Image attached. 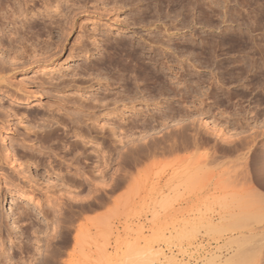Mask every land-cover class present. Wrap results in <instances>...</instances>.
Listing matches in <instances>:
<instances>
[{
	"label": "rangeland",
	"instance_id": "1",
	"mask_svg": "<svg viewBox=\"0 0 264 264\" xmlns=\"http://www.w3.org/2000/svg\"><path fill=\"white\" fill-rule=\"evenodd\" d=\"M223 1L0 0V236L3 255H13L15 263L9 264H38L44 256L40 251L53 252L56 197L72 205L61 210L63 226L57 228L70 230L69 241L59 244L63 264H122L133 248L117 247L121 241L139 242L137 252L152 264H206L218 245L203 225L206 208L218 193L215 183L222 184L219 177L228 170L231 177L245 171L243 152L223 156L226 143L218 140L223 158L206 153L216 159H207L213 174L204 171L211 177L206 175L195 192L176 185L172 175L190 157L199 162L203 152L216 151L211 146L217 136L234 133L245 140L256 134L255 151L247 154L253 156L249 168L255 173L253 165L264 164V0ZM235 37L239 46L223 44L224 38ZM125 51L139 57L160 82L146 84L133 72L123 73L115 61L109 63V57L117 60ZM98 100L107 105L91 111L98 127L85 150L89 158L79 155L82 143L78 153H68V141L53 134L79 141L66 112ZM179 110L189 112V128H200L210 147L168 153L161 151L160 134L140 139L142 125L157 126L164 114ZM101 130H112L110 140ZM36 132L52 134L43 151ZM122 136L128 149L142 148L136 166L129 167L132 178L104 204L79 210L73 195L82 187L73 167L95 182L111 183L117 156L112 148L120 149ZM169 187H178L175 195L181 197H173L177 190ZM100 190L94 194L102 195ZM28 192L33 200L23 197Z\"/></svg>",
	"mask_w": 264,
	"mask_h": 264
},
{
	"label": "bare ground",
	"instance_id": "2",
	"mask_svg": "<svg viewBox=\"0 0 264 264\" xmlns=\"http://www.w3.org/2000/svg\"><path fill=\"white\" fill-rule=\"evenodd\" d=\"M196 1L198 2V0H196ZM225 1H223V3ZM224 7H225V5H224ZM224 14H225V16L228 14L226 9H225ZM230 40H231V43H230ZM240 41L241 40H239V38L237 39L236 37L233 39L232 38L231 39L230 38L229 39L224 38L223 44L224 45L228 44L229 46L230 45L239 46ZM109 58H110L109 63H113V61H115V63H116L115 66L117 68H119L123 73L133 72L137 79H141V80L145 81L146 84H152L153 85V84L160 82L159 81V75H157L156 73H152L151 71L147 70V68L144 66L145 63L142 62L139 57L135 56L134 54H132L130 52L125 51L124 53H121V58H119L117 60L114 56H111ZM3 66H4L3 62H1V59H0V69H3ZM123 80L125 81V79H123ZM181 96H183V95H181ZM183 98H184V96H183ZM97 102L98 103H95V104L94 103L93 104L92 103L85 104L83 102V104L78 105L77 110L72 111V112H68V111L66 112L67 113L66 115L70 117V120L72 122H74L75 126L77 127V129L73 130L72 135L79 138L80 142L77 140H72V141L70 140L69 141V139L66 138L67 133L58 134L57 132H55L56 135L53 134L54 138H56L58 140L65 138L68 141V145H69V149H68L69 151H67L68 153L72 152L73 150H76L75 152L78 153L80 150L77 151V148L79 146V143H82V145H81L82 148H81L79 155L81 154L83 156V158H89L88 156L90 154L85 153V150H87L89 147V146H87V144H89L94 139V135H92V132H94L98 127L97 123H96L98 121V119H97L98 117H93V114L91 113V111H93V109H95L96 107L98 108V106H100V105H101L100 107H105L107 105L104 103L101 104L102 102H100L99 100ZM181 111L182 110H179V112L172 113L170 115L167 114L168 116H165V114H164L165 117L164 116H163V118L160 117L161 119L159 121H156L158 123L157 126L151 125V126L146 127V126L142 125L140 139L146 140V138L148 136H151L154 134H156V135L160 134L161 136L158 139L160 140V143H161V146H160V148H162L161 151H163V152L165 151L168 153L175 152L177 150H181V151L185 150L186 151L187 149L189 150V149H194V148H195V150H197L201 146H202L201 147L202 149H206L207 148L206 146L209 145V144L207 145L208 139L205 140V138L202 136L203 134H200V128H196V127L193 128V126H192V128H189L190 125H193V119L190 120L191 116H190L189 112H187L186 110H185L186 112H181ZM205 122L206 121H201L200 124L203 126H207V123H205ZM213 123L215 124V122H213ZM103 127L104 126H101L102 129H103ZM171 127H172V129H171ZM83 129H85V131H83ZM190 129L195 130V133H194V131H192L193 133L191 131H189ZM105 131L104 132L102 131L101 133L103 135V139L106 140L107 138H109L110 136L113 135V132H112V130L106 131L107 133ZM214 134L216 135V134H218V132H216ZM123 136H124V134H123ZM123 136L121 137L122 139L120 141V143H121L120 149L117 150L116 147L112 148V151H113V149H116V151H117L116 155L117 156L115 157L116 158L115 159L116 160V167L114 168V172L111 173L112 174V178H111L112 182L111 183L110 182L108 183L105 180H104L105 182L101 181L102 183L101 182L98 183L97 180L95 182L94 181L95 179L93 180V178L91 179L90 176L85 175L84 171L80 170L79 167H73V169H74L73 173H76V175L77 174L79 175V182H78L79 184L78 185L80 187H82V189L75 191L73 198L79 202L84 201V203L78 202V204H75L79 208V210H83V208L85 209L87 207H88V209H90L91 206H93L94 204L95 205L104 204V202H106V201H104L105 199H109L114 194V192H116L119 188H121L124 185L125 182L128 181L129 178L130 179L132 178V176H130L132 170L130 171L129 167L131 165L136 166L135 163L139 159V155L142 152V148L133 144L134 146L131 149H128L127 145L123 142ZM217 137L216 138L214 137L215 141L212 144V146L209 145V147L211 146V149L213 148L212 150H216V151L213 152L208 147V149L210 151H205V153L203 152L204 155H207V156H203V153H202L199 157V159L202 161H199V162L197 161L198 163L196 161L189 160L191 157L190 158L188 157L189 159L186 162L188 164L185 163L183 168L181 167L182 168L181 171L178 169L179 173H177V174L175 172H177L178 170H176L174 172L175 175H172L173 177L171 179H173L174 176H176L174 178L175 179L174 183L176 185H180V187L184 186L185 189H187V191H191L193 189V192H195L194 188L196 190L202 189L201 188L202 179L206 178L207 177L206 175H209L208 176V180H209L210 179L209 177H211L213 174V172L211 174V171H209V168L206 165V164L209 165V161L207 159H209L211 154H206V153L211 152V153H213L212 154L213 156H216L218 154L217 149H218V147L221 146L220 145L221 141L218 142V140H222L227 145V146L226 145L224 146L225 148L222 146V148L224 149L223 150L224 152L222 153L223 156L225 154H227V152L232 154V153H236V152L240 153L242 151L243 156H244V157H242V160L244 159L243 160L244 162L241 165L245 166L244 167L245 171H243L244 169L239 170L240 167L238 170L240 172L243 171V172H241L242 175L244 172H245V174L243 176L241 175L239 177V176H237L238 173L236 172L237 174H235V175L237 177L234 174L231 177V175H229V173H231L233 171L230 172L228 170L229 172L228 171L225 172V173H227L226 177L224 176L225 178H222L223 176L219 177L220 178L219 180L222 182V184H219L218 187H216V185L218 183L217 184L215 183L214 187L218 189V193H216L217 195L215 194V196L211 197L208 194L209 197L213 198V201H212V199L210 200V203H209L210 205L207 206L206 213H205V211L201 210L203 213L206 214L205 215L206 218L204 217L206 219V222L203 225H204L205 230L208 234V237L210 236V240H211V238H214V242L216 241V243H218V245L216 244L217 246L215 245L216 246L215 249L217 248L215 251L210 250L211 251V252H209L210 254L208 255V257H206L207 258L206 264H264V193L262 192L264 190V179H263L264 178V167H263L264 164L261 163L258 165V162H257V164L253 165L256 167V172H257V173L255 172L257 175H254L255 173H253L252 171H253V169L255 170V168L252 165H251V167H253V168H251V169L249 168V162L253 156L251 155L252 156L251 157L250 155H247L249 152H251V154H252V151H255L254 150L255 148L253 145L256 144L255 139L257 136L255 134V135L251 136V138L249 137L246 140L244 137L241 138V136L238 135V133H234L233 135H230L226 138H221V137L217 138ZM51 138H52V134L43 133V132H41V133L36 132L35 140H37L40 143V145L38 146L39 151H43L42 148L45 149V146H43L44 142L47 140H50ZM109 140H110V138H109ZM153 141H155V140H153ZM205 141H207V143ZM110 143H111V141H110ZM158 144H159V142H158ZM205 144H206V146H205ZM145 145H147V144H145ZM110 146H112V145L110 144ZM154 146L156 147V145H154ZM28 148L34 149L32 145L28 146ZM158 148L156 147V149H158ZM110 150H111V148H110ZM218 150H220V149H218ZM93 151H95V150H93ZM116 151H115V153H116ZM214 153H217V154H214ZM99 154L96 156L100 157ZM110 154H112V153H110ZM237 154H235V156ZM105 155H103V156L106 157ZM222 155L218 154L219 157L220 156L222 157ZM232 155H231V157H232ZM11 156H13V155H11ZM213 156H211V157L214 158V160L216 161L215 157H213ZM226 156H229V155H226ZM201 158H203L204 160ZM233 158H235V157L233 156ZM237 158H238V155H237L235 160H238ZM229 159H231V158H229ZM239 159H241V158H239ZM253 159H255V158H253ZM210 160H212V159H210ZM206 161L208 163H206ZM229 161L231 162V160H229ZM190 162H194L195 164L191 163V164H194V165H191ZM227 163H228V160H227L226 164ZM71 164L72 163L67 164L66 168L70 167ZM85 164H87V163H85ZM203 169H205V170H203ZM68 171H69V169H68ZM204 171H209L211 176H210L209 172L207 174H204ZM88 175H89V173H88ZM233 176H235V177H233ZM238 177L239 178L243 177V180L241 178L242 181L238 182L237 181ZM221 178H222V180H221ZM216 179H218V178H216ZM208 180L204 179L203 182L206 183V181L208 182ZM221 182H219V183H221ZM5 183H7V182H5ZM171 183H172V181H171ZM10 184H13V183L10 182ZM98 185H100V186H98ZM84 186H86L88 188L87 193L84 196H80V194L83 193L82 191H83ZM98 187H100V188H98ZM106 187H108V188H106ZM196 187H199V188L197 189ZM202 187H203V185H202ZM169 188L173 189L172 187H169ZM174 188H176V187H174ZM94 189H96V190H94ZM97 189L98 190L101 189L100 191L102 192L101 194L103 196L102 195H100V196L95 195V194H97L96 193L98 191ZM185 189H184V191H186ZM173 190H175V189H173ZM176 190H175L176 192H174V194H173V197H175V198L180 196L179 194L175 195L176 193H179L178 187L176 188ZM215 190L216 189H214V192H215ZM187 191H186V193H187ZM181 192H183V191H180V194H182ZM214 192H213V194H214ZM183 193H185V192H183ZM210 194H212V193H210ZM208 196L206 194V198ZM23 197L27 198L28 200H33L32 196L30 195L29 192L27 193V195L24 194ZM164 197L168 198V195H164ZM99 198L101 200H99ZM206 198H204V199H206ZM96 199H97V202L95 201ZM168 199H167V201H168ZM54 200H55L54 206L56 207L55 208L56 210H54V215H53V216H55L54 217L55 218V225H54L53 230L55 233L53 234L52 238L57 237V241L53 244L54 245L53 246L54 248L52 249L53 252L46 253V254H44L43 251L39 252V255H44V256L41 258V260H38L39 261L38 264H63L61 262L62 257L60 259V256H59L61 253V251L59 249L60 248L59 244H60V241H62V242L64 241L65 243L67 242V240L69 241V234H70L69 227L65 226L67 229L65 227L64 228L62 227L63 229L62 228L57 229V228L63 226V225H61V222L63 220L62 217H64V213L61 210H63L67 206H64L58 197H56ZM98 201H99V203H98ZM207 201H209V200H207ZM35 204H38V201H36ZM206 205H207V203H206ZM68 207L71 208L72 205L70 204V206H68ZM198 210H200V209H198ZM58 214L60 215V217ZM72 218H71V220H69V221H71L70 224H73ZM64 229H66V230H64ZM79 234H80V232L76 233L73 236V240H74L75 245L78 243L77 240H78ZM218 241H220L221 243ZM62 242H61V244H62ZM212 242H213V240H212ZM2 243H3V238L0 236V264H9V261H12L11 259L13 258L12 257L13 255L12 254L3 255V251H1L3 249ZM108 244H110V242L107 241L106 245H108ZM116 246L119 248L122 246H130L131 248L136 249V250L132 249V252L129 253V254H133V255L125 256L126 255L125 254L124 256H122V261H121L122 264H152V259L149 260L148 258L144 257L143 254L137 252L138 251L137 249H139L138 248L139 242H135L134 244H131V243L121 241ZM128 250H130V249H128ZM140 250H143V249H140ZM135 251L137 252V254H135ZM144 252H145V250H144ZM145 254H146V252H145ZM149 257H150V255H149ZM68 262L70 264H76L73 262V260H70ZM13 263H15V262H13ZM118 264H120V263H118Z\"/></svg>",
	"mask_w": 264,
	"mask_h": 264
}]
</instances>
